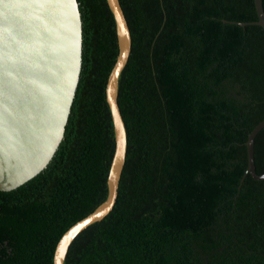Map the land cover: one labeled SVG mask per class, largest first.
Wrapping results in <instances>:
<instances>
[{"label":"trees","instance_id":"1","mask_svg":"<svg viewBox=\"0 0 264 264\" xmlns=\"http://www.w3.org/2000/svg\"><path fill=\"white\" fill-rule=\"evenodd\" d=\"M77 1L82 63L64 136L41 172L0 190V264H53L62 234L107 196L115 20L106 0ZM119 2L125 162L112 210L64 264H264V178L246 172L245 145L264 119V29L239 24L257 19L254 0ZM254 164L264 172V127Z\"/></svg>","mask_w":264,"mask_h":264},{"label":"water","instance_id":"2","mask_svg":"<svg viewBox=\"0 0 264 264\" xmlns=\"http://www.w3.org/2000/svg\"><path fill=\"white\" fill-rule=\"evenodd\" d=\"M106 1L115 20L118 45L105 87L115 138L107 196L62 234L53 264H64L75 236L112 210L125 162L127 133L117 95L131 35L119 0ZM254 6L257 19L239 24H258L264 29L262 0H254ZM81 63L82 21L77 0H0V190L17 188L51 160L64 136ZM263 127L264 119L245 142L246 172L257 180L264 178V172L255 170L254 138Z\"/></svg>","mask_w":264,"mask_h":264}]
</instances>
